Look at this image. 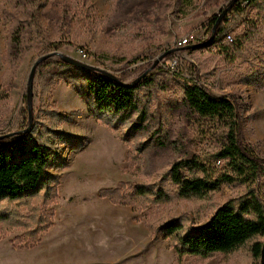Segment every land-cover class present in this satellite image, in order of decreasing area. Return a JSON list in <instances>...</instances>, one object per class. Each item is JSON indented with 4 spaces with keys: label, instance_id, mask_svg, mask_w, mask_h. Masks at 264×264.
<instances>
[{
    "label": "rangeland",
    "instance_id": "1",
    "mask_svg": "<svg viewBox=\"0 0 264 264\" xmlns=\"http://www.w3.org/2000/svg\"><path fill=\"white\" fill-rule=\"evenodd\" d=\"M44 1L36 27L24 25L27 51L11 77L4 74L9 68L4 60L7 28L11 15L19 20L23 17L12 0H0V134L22 128L20 117L27 113V77L40 56L58 52L114 76L125 65L127 71L145 72L167 50L174 56L170 61L163 58L147 74L156 73L155 87L147 108L148 134L145 130L137 142L144 144L149 135L152 142L139 157L140 163H135L140 168L128 166V150L134 144L131 133L91 117L84 102L64 82L65 71L50 66L37 69L32 117L50 126L48 113L68 117L77 112L70 124L56 120L54 130L55 135L68 136L73 143L59 147L67 166L45 171L44 178H59L56 195L49 196V203L43 190L15 201H0V264H252L249 246L263 239H254L230 254L185 256L177 262L159 226L176 219L185 229L200 227L217 208L244 193L239 185H222L203 199L177 197L168 174L171 164L184 154L198 156L214 176L226 171L225 163L212 157L220 148L223 128L183 105L184 85L197 83L215 96L233 95L242 112L243 135L264 158V9L244 5L221 40L173 51L177 40L187 34L196 37L191 45L208 42L206 23L200 22L219 15L230 0ZM231 9L224 16L228 20ZM250 21L256 31L244 40ZM227 35L240 52L231 49L234 45L227 42ZM162 66L169 67L168 78ZM39 71L46 76L40 78ZM47 78L48 88L42 89L38 83L43 79L44 84ZM42 130L39 125L38 132ZM79 142H84V147L73 151ZM136 185L146 186L153 194L163 192L168 201L155 202L153 195L124 198L132 203L125 206L99 197V192L107 189L119 190L127 197ZM259 195L264 205V188ZM48 210L54 212L50 219ZM48 220L53 226L45 229ZM59 248L64 255L58 257L54 253Z\"/></svg>",
    "mask_w": 264,
    "mask_h": 264
},
{
    "label": "trees",
    "instance_id": "2",
    "mask_svg": "<svg viewBox=\"0 0 264 264\" xmlns=\"http://www.w3.org/2000/svg\"><path fill=\"white\" fill-rule=\"evenodd\" d=\"M12 1L15 8L22 12L23 20L11 15L7 28L4 60L9 68L4 74H9L11 77L15 75L21 58L27 51L23 46L24 25L36 27L38 11L45 5V1L42 2V0ZM84 1L87 3V0ZM243 3L246 6L255 5L258 9H264V0H238L230 11L231 19L224 17L221 20L211 43L221 40L228 32L230 23L239 17ZM217 17L218 15H213L200 22L201 25L206 23L209 36ZM246 25L244 40L250 38L256 31L252 21L247 22ZM227 36H225L226 39ZM235 44L237 43L234 41L230 44L234 45L231 49L238 52L240 48ZM173 56V52L166 54L164 61H170ZM46 66L56 71H65L64 82L84 102L91 117L114 129H123L131 133L134 144L128 150V166L138 167L135 163H140L139 157L146 154L148 144L152 142L151 135L145 139L144 144H139L137 141L141 139L144 135L142 133L147 128V108L151 100V92L155 87L156 73L143 78L134 86H122L99 74L73 68L59 59L44 61L39 66L40 71ZM149 66L150 64L147 65ZM127 67L125 65L118 70L119 74L116 78L121 83L132 82L144 72L127 71ZM161 69L168 78L169 67L162 66ZM40 71L39 77H45L46 75L41 76ZM252 75L255 77L258 74ZM50 76L52 80L54 76ZM47 81L48 78L43 84L42 79L38 84L42 89L48 88ZM182 103L199 118L221 124L223 131L220 148L212 157L216 162H224L226 171L219 176H214L209 173L206 163L198 156L184 154L171 164L168 174L170 183L176 187L177 197L203 199L209 193L218 191L222 185H239L244 188V193L217 208L209 220L200 227L185 229L182 222L176 219L159 226L164 239L170 242L177 262L185 256L207 258L213 254H230L254 239L264 240V205L259 195V190L264 188V158L243 135L242 112L235 97L231 94L215 96L199 84L190 83L183 86ZM48 115L50 126L35 117L28 132L15 134V131H22L28 125L27 113L24 112L20 117L21 129L14 128L15 130L11 131V134H14L12 137L0 134V201H15L21 197L36 195L40 190L45 192L46 202L48 198L55 197L59 178L50 175L44 178L45 171L52 167L64 169L67 164L60 158L59 147L73 143L68 136L54 134L56 120L70 124L78 113L73 112L68 117H61L52 111ZM39 125L43 129L40 132H38ZM82 147L84 142H79L72 150L77 151ZM152 195L156 199L155 202L168 201V196H165L163 192L158 191L153 194L142 185H136L131 195L127 197L115 189L99 192V197L107 198L114 205L125 206H131L132 203L124 198L131 200L149 198ZM132 211L138 213V209L134 207ZM53 213V210H48L49 219L53 217ZM52 226L53 223L48 220V226H45V229H50ZM249 253L252 264H264V241L252 242Z\"/></svg>",
    "mask_w": 264,
    "mask_h": 264
},
{
    "label": "water",
    "instance_id": "3",
    "mask_svg": "<svg viewBox=\"0 0 264 264\" xmlns=\"http://www.w3.org/2000/svg\"><path fill=\"white\" fill-rule=\"evenodd\" d=\"M237 0H230L228 2V4L220 11L216 22L214 24V26L212 27L211 30V35L208 39V42L204 43V44H198V45H190V46H186L183 48H177L173 51H180V50H192L198 47H204L205 45H207L210 41H212L215 31L218 27V25L220 24L221 20L224 18V16L227 14V12L231 9V7L236 3ZM171 53L169 52H164L163 54H161L156 60L153 61V63L151 64V66L145 71L143 72L139 77H137L133 82L131 83H121L116 76H114L113 74L99 69L95 66H91L88 65L80 60H76L73 59L69 56L60 54L58 52H51L48 54H45L43 56H40L37 60H35V62L33 63V65L31 66L29 73H28V77H27V82H26V91H25V100H26V105H27V119H28V125L26 127L25 130H23L22 132H16L15 134H20V133H26L30 130V128L32 127L33 124V117H32V93H33V83H34V79L36 76V72L37 69L39 68V66L46 60L48 59H59L61 62L76 68L78 70L81 71H85V72H89V73H96L101 75L102 77H105L107 79H110L116 83H120L122 86H134L136 85L140 80H142L143 78L147 77V74L160 62L162 61V59L165 57L166 54ZM14 134H8L7 137H12ZM1 138V137H0Z\"/></svg>",
    "mask_w": 264,
    "mask_h": 264
},
{
    "label": "built area",
    "instance_id": "4",
    "mask_svg": "<svg viewBox=\"0 0 264 264\" xmlns=\"http://www.w3.org/2000/svg\"><path fill=\"white\" fill-rule=\"evenodd\" d=\"M244 5H245V3H243V6ZM193 41H196L195 35L187 34L184 37L179 38L177 40V42L175 43V45H176V48H183V47H186V46H190L191 42H193ZM227 42L228 43H232L233 42V39L231 38V36H230L229 41H227ZM79 54H81L82 58H84V55H83V53L81 51H79Z\"/></svg>",
    "mask_w": 264,
    "mask_h": 264
},
{
    "label": "crops",
    "instance_id": "5",
    "mask_svg": "<svg viewBox=\"0 0 264 264\" xmlns=\"http://www.w3.org/2000/svg\"><path fill=\"white\" fill-rule=\"evenodd\" d=\"M143 228H139V230L141 231ZM55 255H57L58 257L60 256V255H62L63 254V250H62V248H59V249H57L56 250V253H54ZM64 255V254H63ZM58 257H54V258H58Z\"/></svg>",
    "mask_w": 264,
    "mask_h": 264
},
{
    "label": "bare ground",
    "instance_id": "6",
    "mask_svg": "<svg viewBox=\"0 0 264 264\" xmlns=\"http://www.w3.org/2000/svg\"><path fill=\"white\" fill-rule=\"evenodd\" d=\"M230 37L227 36V41H229ZM192 43V42H191Z\"/></svg>",
    "mask_w": 264,
    "mask_h": 264
}]
</instances>
